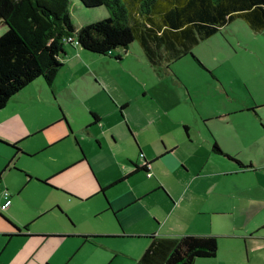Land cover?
Instances as JSON below:
<instances>
[{
  "label": "crops",
  "instance_id": "crops-1",
  "mask_svg": "<svg viewBox=\"0 0 264 264\" xmlns=\"http://www.w3.org/2000/svg\"><path fill=\"white\" fill-rule=\"evenodd\" d=\"M130 46L122 49L126 57L130 56ZM68 53L67 50L64 64L51 86L43 78L34 81L42 88L52 90L60 116L54 121L40 123L34 129L24 120L31 104L18 112L13 109L14 101L35 84L32 82L0 110V144L14 150L16 156L37 157L66 143L67 148L60 149V155L51 161L50 173L41 177L44 179H35V183L61 190L80 202L101 199L104 206L101 210L112 213L120 234L34 233L31 224L21 227L4 215L13 208V196L10 194V206L6 210L0 209V264H64L52 261L53 250L64 241L78 238V248H82L96 245V240L104 237L136 241L134 248L137 252L131 257L126 255L129 253H119L121 257H130L126 264H136L152 237L211 235L216 236L219 242L212 228L226 227L230 220L215 221L214 216L227 217L237 211L248 216L254 210L258 216L264 212L263 194L252 193L255 186L264 191L263 179L255 177L251 180L252 185H248L242 177L258 176V171L264 170V117L255 111L264 103L249 104L244 107L246 109L219 106L206 110L204 101L196 98V93L182 80H177L176 98H172L169 91L157 96L156 84L150 86L141 81L138 87H128L118 78L110 81L96 73L97 84L103 92L98 96L100 92H85L86 87L81 82L84 73L65 71ZM86 53L90 54L78 46L75 52L70 53L67 64L79 56L85 57ZM147 62L161 82L169 83L176 79L171 66L153 67L148 59ZM127 70L132 75L136 74L134 68L122 71L128 74ZM66 89L79 101V115L62 107L58 94H64ZM10 106L13 113L2 117ZM178 109L182 114L175 116ZM241 112L248 115L241 123L235 122V116ZM248 118L250 121L257 118L259 126H249ZM220 123L223 130L217 127ZM232 123L235 125L230 128ZM43 134L45 138H41L37 145L28 144L30 138ZM12 144H16L20 151L9 146ZM214 144L224 155L213 150ZM254 150L260 154V159L252 154L249 158L246 156L247 151ZM65 151L67 153H63ZM144 161L148 164L147 170L142 169ZM148 173L152 175L149 177ZM22 174L27 179L25 188L33 178L26 172ZM0 195L3 197L1 190ZM59 210L62 212L61 208ZM66 217L74 227L72 219L68 215ZM169 221L173 224L171 232L167 227ZM191 223H197L208 231H175ZM263 227L264 221L246 235H256ZM244 228L247 226L235 223L234 229ZM83 236L96 237L90 242L84 241ZM43 244L50 249L42 250L41 257H34ZM215 258L200 259L195 264H212Z\"/></svg>",
  "mask_w": 264,
  "mask_h": 264
},
{
  "label": "rangeland",
  "instance_id": "rangeland-1",
  "mask_svg": "<svg viewBox=\"0 0 264 264\" xmlns=\"http://www.w3.org/2000/svg\"><path fill=\"white\" fill-rule=\"evenodd\" d=\"M69 13L76 29L109 17L106 7H86L80 0H70ZM6 31L7 26L0 23V36ZM77 47L67 46L69 52L66 57L67 62L70 53L75 52ZM123 53L121 48L113 50L107 56L86 53L85 57L79 56L69 65L66 62L64 69L68 73H84L81 82L86 87L85 92L89 91L93 94L100 92L98 96H101L103 92L97 84L96 73L98 77L104 76L110 81L118 78L120 83L122 82L128 87H138L141 81L150 86L156 84L157 96L169 91L173 94L172 98H176V86H179L178 81L182 80L196 93V98L204 101L206 110L219 106L246 109L244 108L246 105L264 103V29L258 32L253 31L241 18L223 26L219 32L200 41L193 48V55L201 64L195 61L191 55L172 64L171 69L176 79H171L172 81L169 83L161 82L158 79L138 42H134L130 46V56L126 57ZM124 60H127L126 63H123ZM131 68L136 70V74L128 73L129 70L126 71L128 74L122 71ZM34 83L14 101L12 106L18 112L23 106L31 104L28 113L24 115V120L28 126L35 129L40 123L54 121L61 113L58 104L53 101L52 90L46 87L42 88L37 84V81ZM63 91L64 94H58L64 105L61 104L62 107L72 109L79 115L81 109L78 105L79 101L74 98L70 90ZM59 98L56 99L60 102ZM12 106L2 117L13 113L10 110ZM255 111L264 117V105L256 108ZM245 113H238L235 116V122L244 121L248 115ZM178 114H182L181 109L174 112L175 116ZM247 121L249 126L253 125L255 128L257 125L259 126L257 118L252 121L248 118ZM212 125L215 126V123ZM220 125L221 123L217 125L218 129L223 130ZM234 125L232 123L230 128ZM237 130L240 131V128L238 127ZM45 136L43 134L32 137L28 144L35 146ZM5 141L11 142L7 139ZM31 148L33 147L29 149ZM62 148H67L66 143L37 157H27L25 155L16 156L14 150L0 144V172L5 170L0 190L4 192L9 189V193L13 196V208L4 215L21 227L31 224V230L34 233H76L103 236L120 234L117 220L112 217V213L101 210L104 207L101 199L80 202L68 197L61 190H54L35 183V179H44L41 177L50 173L51 161L60 155L59 150ZM63 153H67V151ZM245 154L248 158L252 154L254 158L260 159V154L256 150L247 151ZM24 172L33 178L25 188L24 182H27V179L22 174ZM242 177L248 185H252L251 180H254L255 177L263 179L264 182V170L258 171V176L245 175ZM252 193L254 195L263 194L264 197V191L262 192L260 187L255 186ZM2 202L4 199L0 195V206ZM60 208L62 212H60ZM254 211L248 216L237 211L231 216L213 217L215 221L230 220V223L221 229L212 228L217 233L215 235L219 237L217 258L212 261V264H264V227L256 235L251 236L250 233L246 235V232L251 231L257 224L264 221V212L257 216ZM67 215L74 222V227L67 219ZM250 217L251 221H249ZM235 223L243 224L247 228L236 230L234 229ZM167 227L171 232L172 221L168 222ZM204 229L206 228L197 223H191L184 225L182 230L175 231L206 233L208 229ZM177 234L182 235L181 233ZM78 242V238L64 241L62 245L53 250L52 261L64 264H126L129 262L131 254L137 252V249L134 248L137 246V243H134L136 241L130 239L104 237L96 240L97 246L92 244V246L85 245L82 248H78ZM45 249H50V247L47 244L41 245L34 257H41L42 250ZM121 251L129 253L126 255L130 257H121L119 254Z\"/></svg>",
  "mask_w": 264,
  "mask_h": 264
},
{
  "label": "trees",
  "instance_id": "trees-1",
  "mask_svg": "<svg viewBox=\"0 0 264 264\" xmlns=\"http://www.w3.org/2000/svg\"><path fill=\"white\" fill-rule=\"evenodd\" d=\"M80 2L86 7H106L109 17L76 29L70 0H0V23L7 26L0 36V110L38 78L51 86L64 64L67 46L76 43L90 53L109 55L138 42L151 66L169 68L188 55L200 63L193 48L237 18L253 31L264 29V0ZM9 146L20 151L16 144ZM213 150L223 154L217 144ZM147 165L142 169L147 170ZM95 237L83 239L91 242ZM218 250V238L211 235L152 237L136 264H195L215 258Z\"/></svg>",
  "mask_w": 264,
  "mask_h": 264
},
{
  "label": "built area",
  "instance_id": "built-area-1",
  "mask_svg": "<svg viewBox=\"0 0 264 264\" xmlns=\"http://www.w3.org/2000/svg\"><path fill=\"white\" fill-rule=\"evenodd\" d=\"M77 45L78 44L76 43L75 46H77ZM147 175L150 177L152 174L151 173H148ZM3 197H4L5 202L3 204H1L0 209L1 210H6L10 206V204H11L10 193L7 190L4 191L3 192Z\"/></svg>",
  "mask_w": 264,
  "mask_h": 264
},
{
  "label": "water",
  "instance_id": "water-1",
  "mask_svg": "<svg viewBox=\"0 0 264 264\" xmlns=\"http://www.w3.org/2000/svg\"><path fill=\"white\" fill-rule=\"evenodd\" d=\"M77 46H80V45H77ZM146 161H144L143 163L145 164Z\"/></svg>",
  "mask_w": 264,
  "mask_h": 264
}]
</instances>
